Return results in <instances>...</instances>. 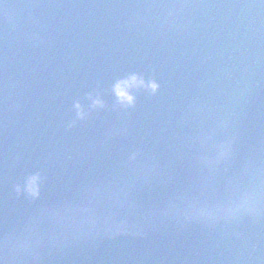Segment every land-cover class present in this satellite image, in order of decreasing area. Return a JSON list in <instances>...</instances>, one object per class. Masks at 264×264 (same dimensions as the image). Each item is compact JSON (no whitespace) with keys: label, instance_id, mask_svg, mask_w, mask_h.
<instances>
[{"label":"water","instance_id":"obj_1","mask_svg":"<svg viewBox=\"0 0 264 264\" xmlns=\"http://www.w3.org/2000/svg\"><path fill=\"white\" fill-rule=\"evenodd\" d=\"M168 249L264 264V0H0V264Z\"/></svg>","mask_w":264,"mask_h":264}]
</instances>
